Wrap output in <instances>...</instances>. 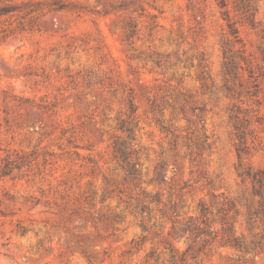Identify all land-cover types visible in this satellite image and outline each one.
I'll return each instance as SVG.
<instances>
[{
	"label": "rangeland",
	"instance_id": "rangeland-1",
	"mask_svg": "<svg viewBox=\"0 0 264 264\" xmlns=\"http://www.w3.org/2000/svg\"><path fill=\"white\" fill-rule=\"evenodd\" d=\"M0 264H264V0H0Z\"/></svg>",
	"mask_w": 264,
	"mask_h": 264
},
{
	"label": "trees",
	"instance_id": "trees-1",
	"mask_svg": "<svg viewBox=\"0 0 264 264\" xmlns=\"http://www.w3.org/2000/svg\"><path fill=\"white\" fill-rule=\"evenodd\" d=\"M116 150H118V152H120V157L125 161L127 158V153L125 152V150L120 149V147H117ZM125 165L127 167V171H129L128 175H131V173H133V170L131 169L129 161H126Z\"/></svg>",
	"mask_w": 264,
	"mask_h": 264
}]
</instances>
